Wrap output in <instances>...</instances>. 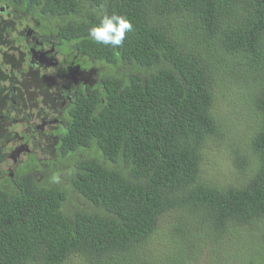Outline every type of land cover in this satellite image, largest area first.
<instances>
[{
  "label": "trees",
  "instance_id": "16d2710c",
  "mask_svg": "<svg viewBox=\"0 0 264 264\" xmlns=\"http://www.w3.org/2000/svg\"><path fill=\"white\" fill-rule=\"evenodd\" d=\"M4 1L105 70L86 73L41 182L28 159L0 185V264H264V0ZM104 14L132 22L122 47L90 39ZM236 83L253 121L231 139L214 107ZM222 137L241 176L224 184L203 174ZM67 182L90 211L66 210Z\"/></svg>",
  "mask_w": 264,
  "mask_h": 264
},
{
  "label": "flooded vegetation",
  "instance_id": "af4514ba",
  "mask_svg": "<svg viewBox=\"0 0 264 264\" xmlns=\"http://www.w3.org/2000/svg\"><path fill=\"white\" fill-rule=\"evenodd\" d=\"M0 3L3 4V8H0V12L3 13L0 14V44L7 42V37L17 35V37H22V41L26 44L23 47L27 49L25 51L21 45H12V49L18 52H0L3 59L0 60V66H4L5 61L9 62L8 59H5L8 55L20 58L19 61L23 64V68L17 73V77L23 79L29 90H32L33 87V91L42 90L43 95L48 98L47 106L39 108L38 111L30 110L27 113L25 110L27 103L21 104L23 98L17 89L13 87L10 90L8 97L10 107L0 113V121L2 124L5 123L3 136L0 135V149L8 153L7 157L0 162V166L13 161L15 164L18 162L17 168L28 162V159H32L35 163V171L42 174L41 166L43 163L48 167L51 161L38 160L37 153L42 151L43 146H50L51 150L49 151L57 153L60 141L56 133L66 125L65 123L70 118V108L74 95L80 89L87 88L88 80L85 75L86 73L92 74V71L86 67H81L82 64L76 67L73 66V63L67 64L68 53L61 52L60 49L55 48L54 44L46 41L47 35L38 29L39 23H34L31 26L30 17L24 18L23 21L16 20L15 17L17 14H21L20 11L8 1L0 0ZM17 41L20 42L18 39ZM33 52L34 55H32ZM77 56L75 55L76 59ZM79 57L86 59L83 55H79ZM49 79L51 85L50 89H47L48 84L46 83ZM22 93L25 94V90ZM1 101L4 102L0 99V103ZM10 112L11 116H6ZM12 112L16 113L17 116L12 115ZM20 112H24L23 121L25 122L22 130H18L20 127L17 125L21 121L18 119ZM49 115L53 116L49 117ZM9 124L12 125V129H10ZM48 126H55L56 129L51 133L45 132ZM10 130L12 134H10ZM39 138H43L44 144ZM50 138H53V141H50V145H48L46 140ZM23 156L26 158L20 162L19 160ZM35 160L39 161V164ZM10 172L13 173L12 170Z\"/></svg>",
  "mask_w": 264,
  "mask_h": 264
},
{
  "label": "rangeland",
  "instance_id": "374dc122",
  "mask_svg": "<svg viewBox=\"0 0 264 264\" xmlns=\"http://www.w3.org/2000/svg\"><path fill=\"white\" fill-rule=\"evenodd\" d=\"M18 16V17H17ZM15 17L16 20H22L25 18L23 17V14H17ZM32 22V19H31ZM34 23L32 22L33 26ZM16 38V39H14ZM17 39L20 41L18 42ZM7 42H4L3 44H0V52H18L17 50L12 49V45L18 46L21 45V47L24 49L23 46L26 44L22 41V37H17V35H14L12 37H7ZM4 41V40H3ZM25 51L27 49H24ZM22 52V51H19ZM68 53V60L67 63H70L72 58V55H76L74 52H65ZM78 58L74 57V62L72 63L76 66L82 64L81 67H87L89 68L90 71L96 70V74H98V71L105 70L104 65L100 64L99 62H96L95 65L92 63L88 62L86 59L77 56ZM5 59H8L9 62L5 61L4 66H0V99L4 101V104L2 105L4 109H8L10 106L8 105L10 103L9 101V92L10 90L15 87L17 89V92L20 94L21 98H23V101L21 104L27 103L25 110L30 112V110H37L39 108L45 107L48 105V98L47 96L43 95L42 90L37 91H32L29 90L28 87L26 86V83L23 81V79L17 77V73H19L22 68L23 64L19 61L20 58L17 57H12V56H7ZM0 60L2 59V56L0 55ZM131 66H124L122 65L120 69H118L115 73H118L120 71L124 72H130ZM102 72V71H101ZM34 78V77H33ZM230 85V84H229ZM5 89H4V88ZM242 86L240 83H236L234 85H231L229 88H226L223 93L220 95V98L218 102L216 103L214 107V112L216 115H218L221 118V121H223V124L225 125L226 128V133L227 137L231 139H236L240 138L242 135H247L248 129L250 127V123L253 121V118L251 117V112L250 108L248 105L245 104V102L242 100L243 98L246 99V96L243 94L241 90ZM9 90V91H8ZM25 90V94L22 92ZM8 91V92H6ZM44 96L43 100L42 97ZM247 100V99H246ZM24 108V106H23ZM24 111V110H23ZM25 112V111H24ZM24 112H20L18 115V119L21 120L17 123V125L20 127L18 130H22V127L24 126ZM12 115H16V113L12 112ZM53 115H49V117H52ZM37 121V120H33ZM3 125V126H2ZM2 128L4 129L5 123H1ZM10 129H12V125L9 124ZM56 129L55 126H48L46 128L45 132H52ZM4 131V130H2ZM0 130V134H3ZM10 134H12V131H9ZM236 134V135H234ZM40 140L42 139V142L44 144L43 138H39ZM46 139V138H45ZM50 141H53V138L47 139L46 144L50 145ZM226 143L225 138H220L218 143L214 145V147H211L207 150V153L205 154L204 157V162H203V174L206 178L214 180L216 183H227V182H234V180L238 181L239 180V174L236 169H234L229 156H220L219 151L224 149V145ZM13 145V144H12ZM51 150L50 146H43L42 151L37 153V158L38 160L40 159L41 161L49 160L53 161L55 156V152L49 151ZM26 158V156H23L19 161H23ZM31 163L33 160H30ZM38 164L39 161L35 160ZM18 163V162H17ZM16 163V164H17ZM13 161L8 164H2L0 166V185L4 186L3 184L4 181L6 180V177L10 170L14 171L16 168V165ZM23 165L20 167V170L22 175L27 173L28 166ZM45 167V165H43ZM46 168V167H45ZM62 169H67L68 167L65 166V164H61ZM35 174V173H34ZM237 174V176H236ZM37 179L40 180L41 182V176H46L45 174H35ZM41 175V176H40ZM51 175L50 172L47 173V176ZM49 177V176H48ZM241 177V176H240ZM62 180L64 179L63 177H60ZM66 190L68 192V200L66 202V210L68 212L74 211L76 209H82V210H87L90 211L91 208L87 204V202L82 199L70 186V184L64 183ZM68 186V187H67ZM6 187L9 189L12 188L11 184H7ZM64 187V188H65ZM163 230L166 228V224L162 225ZM155 248H158V244L154 245ZM202 254H200L201 256ZM197 264H208V261L203 263L201 260L198 261Z\"/></svg>",
  "mask_w": 264,
  "mask_h": 264
},
{
  "label": "clouds",
  "instance_id": "9594fccd",
  "mask_svg": "<svg viewBox=\"0 0 264 264\" xmlns=\"http://www.w3.org/2000/svg\"><path fill=\"white\" fill-rule=\"evenodd\" d=\"M0 8H3L2 3H0ZM0 14L3 13L0 12ZM133 30L134 26L126 16L104 14L98 24L89 28V37L95 43L103 46L122 47L128 33ZM10 174L13 175L9 172L8 175L10 176Z\"/></svg>",
  "mask_w": 264,
  "mask_h": 264
},
{
  "label": "water",
  "instance_id": "95a60500",
  "mask_svg": "<svg viewBox=\"0 0 264 264\" xmlns=\"http://www.w3.org/2000/svg\"><path fill=\"white\" fill-rule=\"evenodd\" d=\"M35 53L33 52L32 55H34ZM10 176H12V174H10Z\"/></svg>",
  "mask_w": 264,
  "mask_h": 264
}]
</instances>
